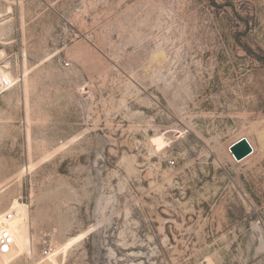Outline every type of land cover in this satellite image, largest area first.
<instances>
[{"label": "rangeland", "instance_id": "374dc122", "mask_svg": "<svg viewBox=\"0 0 264 264\" xmlns=\"http://www.w3.org/2000/svg\"><path fill=\"white\" fill-rule=\"evenodd\" d=\"M0 67L9 264H264V0H0Z\"/></svg>", "mask_w": 264, "mask_h": 264}, {"label": "built area", "instance_id": "2783aa9c", "mask_svg": "<svg viewBox=\"0 0 264 264\" xmlns=\"http://www.w3.org/2000/svg\"><path fill=\"white\" fill-rule=\"evenodd\" d=\"M10 87H12L11 82L5 78V77H0V96L5 93ZM254 150L253 153L251 154V156L254 154ZM12 244V239L10 237V235L7 232H4L3 234L0 235V246L5 248L9 247ZM42 247L43 250L41 252L40 257H45L47 258L54 250V244L52 239L49 236H46L42 239Z\"/></svg>", "mask_w": 264, "mask_h": 264}, {"label": "bare ground", "instance_id": "6f19581e", "mask_svg": "<svg viewBox=\"0 0 264 264\" xmlns=\"http://www.w3.org/2000/svg\"><path fill=\"white\" fill-rule=\"evenodd\" d=\"M0 77H5L11 82L12 87H10L7 91H10L17 83L16 78L13 76V74L10 71H6V70L2 69L1 67H0ZM8 225H9L8 217H6V216L0 217V234H3V232L8 228ZM13 245L14 244L12 242V244L9 247H7V249H8L7 251H4V248L0 246V252L2 253V255H4L3 264H9V260L13 256V250H12ZM40 264H56V263L53 260L51 261V259H49L47 261L41 260Z\"/></svg>", "mask_w": 264, "mask_h": 264}, {"label": "water", "instance_id": "95a60500", "mask_svg": "<svg viewBox=\"0 0 264 264\" xmlns=\"http://www.w3.org/2000/svg\"><path fill=\"white\" fill-rule=\"evenodd\" d=\"M229 149L233 157L238 162H242L246 158L250 157L253 153V148L250 142L244 137L232 144Z\"/></svg>", "mask_w": 264, "mask_h": 264}, {"label": "snow or ice", "instance_id": "6c2138e0", "mask_svg": "<svg viewBox=\"0 0 264 264\" xmlns=\"http://www.w3.org/2000/svg\"><path fill=\"white\" fill-rule=\"evenodd\" d=\"M8 249H7V247L5 246V248H4V251H7Z\"/></svg>", "mask_w": 264, "mask_h": 264}]
</instances>
